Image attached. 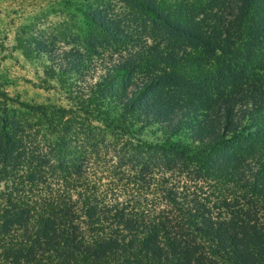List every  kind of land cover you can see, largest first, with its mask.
Segmentation results:
<instances>
[{
  "label": "trees",
  "instance_id": "16d2710c",
  "mask_svg": "<svg viewBox=\"0 0 264 264\" xmlns=\"http://www.w3.org/2000/svg\"><path fill=\"white\" fill-rule=\"evenodd\" d=\"M76 10L18 28L45 103L0 84V264H264V0Z\"/></svg>",
  "mask_w": 264,
  "mask_h": 264
},
{
  "label": "rangeland",
  "instance_id": "374dc122",
  "mask_svg": "<svg viewBox=\"0 0 264 264\" xmlns=\"http://www.w3.org/2000/svg\"><path fill=\"white\" fill-rule=\"evenodd\" d=\"M85 1L0 0V84L4 85L5 91L10 96L19 95L20 99L26 102L45 103L48 93L42 89L40 82L42 65L49 61L48 57L53 49H58L54 52L58 53L63 48H68L62 43H54V39L50 38L43 42L46 46L45 52L40 51L38 56L26 58L22 50L17 47L18 28L30 27L41 18L40 20H44V23L40 21L35 28L41 29L43 33L51 37L58 32V24L63 22L64 17L70 16L73 20L74 32L82 33L85 29L83 16L76 9ZM30 45L33 46L34 42ZM211 126L207 131L217 132L219 130L214 123ZM157 130V126L148 127L144 136L152 140L160 135V132L156 133ZM172 141L180 142L183 138L177 135L172 138Z\"/></svg>",
  "mask_w": 264,
  "mask_h": 264
}]
</instances>
